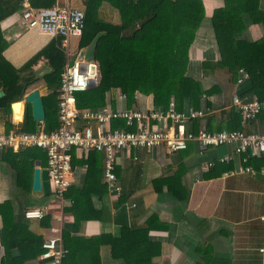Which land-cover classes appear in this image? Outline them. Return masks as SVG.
Wrapping results in <instances>:
<instances>
[{
    "label": "crops",
    "instance_id": "1",
    "mask_svg": "<svg viewBox=\"0 0 264 264\" xmlns=\"http://www.w3.org/2000/svg\"><path fill=\"white\" fill-rule=\"evenodd\" d=\"M23 1L35 8L53 5L80 8L85 14L89 12L95 23L117 25L121 22L118 9L109 0ZM129 1L137 3L139 0ZM202 3L204 17L188 49L186 74L199 81L204 91L211 90V93H203L199 99L197 109L205 111L204 115L189 120L184 130L196 133L200 129H238L245 133H262L264 111L252 119L243 120L232 103L233 95H238L248 77L238 84L239 72L233 76L226 68L215 66L220 55L211 16L216 8L225 4V0H202ZM21 10L19 8L0 21L2 36L8 43L2 56L18 70L20 83L34 79L27 84L23 96L38 90L46 114V106L54 103L49 94L57 92L59 79L51 76L52 67L43 56L29 69L23 66L57 37L36 28H25L20 22ZM128 32L130 30L125 33ZM98 33L99 37L103 34ZM262 35V27L251 22L240 34L247 40H257ZM80 38L69 40V61L77 58L80 49L86 51L90 44L80 47ZM60 49L66 60L64 49ZM203 64L206 72H203ZM239 97L248 102L256 96ZM170 99L173 98L166 97L165 105ZM12 103L8 108H0V132L44 130V120L32 118L30 105L22 103L16 109ZM174 103L177 109L175 100ZM105 105L112 109L157 108L152 94L136 92L129 103L114 87L105 92ZM189 109L195 108L185 99L179 111ZM114 125L112 120L107 127L113 128ZM229 154H232L230 145L200 149L193 142L186 149L173 152L163 146L121 150L115 165L121 193L116 195L108 190L104 180L103 154L74 148L71 150L70 183L64 202L60 204L51 193L46 195L32 189L34 168H46L45 152L36 147L4 148L0 149V203H9L14 222L22 221L27 231L41 237L42 242L64 233L74 240L75 245H79L80 238H100L99 244L92 245L91 253L89 250L78 251L75 264H125L122 257L111 253L113 242L122 241L123 230H141L124 238L125 246L135 241L139 248L142 247L140 252H131L129 260L132 262L196 264L197 261L203 262V253L211 252L213 258L206 256L208 259L204 264H264V174L260 171L264 161L260 157L248 160L254 174H229L241 164L236 155L230 161H218L219 157ZM208 162H212L213 167L207 168ZM71 198L77 200L76 214L68 209ZM32 207H46L47 210L40 219H26L23 212ZM57 216L61 220H57ZM2 226L0 215V263L6 258L1 241ZM125 246H121L120 251ZM17 253L16 249H11L8 254L16 256ZM48 261L39 254L23 264H49Z\"/></svg>",
    "mask_w": 264,
    "mask_h": 264
},
{
    "label": "trees",
    "instance_id": "2",
    "mask_svg": "<svg viewBox=\"0 0 264 264\" xmlns=\"http://www.w3.org/2000/svg\"><path fill=\"white\" fill-rule=\"evenodd\" d=\"M109 1L121 15L120 24L95 23L89 12L85 14L79 46L88 45L98 32H103L97 40L93 57L99 67V78L93 86L75 93L76 107L97 109L104 106L105 92L114 87L120 90L129 103L134 94L140 92L152 94L157 108H164L165 99L170 96L175 100L178 110L185 99L197 109L200 96L211 93V90L204 91L199 81L186 74L188 49L204 17L202 0H139L137 3L129 0ZM21 2L0 0V21L21 8ZM249 22L262 27L263 35L259 39L247 40L240 36ZM211 25L220 55L215 66L226 68L233 76L238 73V69L245 70L248 81L242 85L238 95L250 94L264 100V0H225L222 7L213 11ZM128 30L130 32L125 33ZM7 44L0 30V88L4 92L0 96V108H8L11 102L20 100L27 84L34 80L20 83L18 70L2 56ZM59 47L60 38L57 37L31 57L23 68L29 69L43 56L52 67L51 76L60 79L65 59ZM203 72H206L204 64ZM49 96L53 97L54 103L46 106L44 130L47 132L57 125V92ZM113 120V128L130 129L124 120ZM71 200L68 209L76 214L77 200ZM0 215L3 222L1 241L6 255L0 264H23L25 260L42 252L41 237L27 231L22 221L14 222L9 203H0ZM136 231L123 230L122 241L111 245L112 255L122 257L125 264H147L141 260H129L132 251L142 250L135 241L124 245V238L141 232ZM61 240L67 249L61 264H75L78 251L89 250L91 253L94 249L92 245L101 241L98 237L80 238L79 245H75L66 233L61 235ZM121 246H125L123 251H120ZM11 249L17 250L16 256L8 254ZM203 255V262L197 261L196 264L206 263V256H211V252Z\"/></svg>",
    "mask_w": 264,
    "mask_h": 264
},
{
    "label": "built area",
    "instance_id": "3",
    "mask_svg": "<svg viewBox=\"0 0 264 264\" xmlns=\"http://www.w3.org/2000/svg\"><path fill=\"white\" fill-rule=\"evenodd\" d=\"M21 8L20 22L25 28H36L53 37H59L60 46L65 51L66 60L60 72L57 89V125L48 132L44 130L0 132V149L41 148L46 154L50 193L60 204L64 202L65 192L70 183L71 150L74 148L103 154L104 180L108 190L116 195L121 193L115 175L117 154L125 149L163 146L167 151L173 152L186 149L192 142L197 143L200 149L230 145L232 154L221 156L218 161L227 162L236 155L240 158L241 164L237 170L229 171V174L238 172L254 174L248 160L260 157L264 161V132L245 133L238 129L220 131L200 129L196 133L185 131V123L202 117L205 111L202 109L179 111L175 108L173 99H170L164 108L112 109L104 105L97 109H78L75 93L86 90L90 80L97 83L99 78V67L94 59L68 60L69 40L72 37H80L85 26L84 10L69 5L35 8L26 1L21 3ZM238 70L237 83L240 84L248 74L243 69ZM232 103L243 120L252 119L264 111V100L256 97L244 102L239 95L234 94ZM113 119L124 120L130 129L108 128ZM77 122L79 126L76 125ZM206 167H213V163L208 162ZM260 171L264 174V166ZM46 210V207L27 208L23 216L26 219H40ZM56 219L61 220L59 216ZM41 247L40 256L49 260V264H61L67 253L59 234L45 239Z\"/></svg>",
    "mask_w": 264,
    "mask_h": 264
},
{
    "label": "water",
    "instance_id": "4",
    "mask_svg": "<svg viewBox=\"0 0 264 264\" xmlns=\"http://www.w3.org/2000/svg\"><path fill=\"white\" fill-rule=\"evenodd\" d=\"M100 33H97V35L92 39L90 44L87 46L86 51L82 48L79 50L77 58H93L94 57V50L96 47L97 40L99 38ZM95 84V81L90 80L88 82V87H91ZM4 94L3 90H0V96ZM27 104L31 107L32 112V118L35 121H43L45 119V109L44 104L41 95L39 94L38 90H32L28 93H26L21 101H16L12 103V106L19 108L21 104ZM79 126V122L76 124ZM32 189L37 191H42L43 194H49L50 193V187H49V178L47 175L46 168H34L33 171V182H32Z\"/></svg>",
    "mask_w": 264,
    "mask_h": 264
},
{
    "label": "rangeland",
    "instance_id": "5",
    "mask_svg": "<svg viewBox=\"0 0 264 264\" xmlns=\"http://www.w3.org/2000/svg\"><path fill=\"white\" fill-rule=\"evenodd\" d=\"M52 194V193H51Z\"/></svg>",
    "mask_w": 264,
    "mask_h": 264
}]
</instances>
